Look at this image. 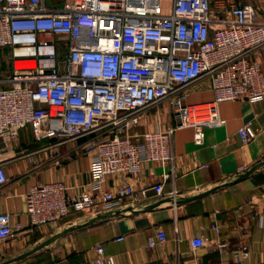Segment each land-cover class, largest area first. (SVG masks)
Segmentation results:
<instances>
[{
  "label": "built area",
  "instance_id": "2783aa9c",
  "mask_svg": "<svg viewBox=\"0 0 264 264\" xmlns=\"http://www.w3.org/2000/svg\"><path fill=\"white\" fill-rule=\"evenodd\" d=\"M48 7L45 0H0V48L12 58L11 85L0 88V147L24 128L36 141L101 134L89 146L93 180L87 188L74 193L62 181L30 186L25 214L34 226L56 223L72 211L113 210L126 197L144 205L166 194L178 127L146 131L131 141L122 132L139 122L144 108L173 98L179 127L193 128L194 142L202 145L205 130L225 122L221 102L264 100V70L255 57L264 50V22L254 0H72L62 9ZM203 78L210 80L214 100L186 103V87ZM257 133L251 121L238 129L243 143ZM152 162L170 164L171 171L151 186L123 184L117 193L105 188L111 175L137 173ZM2 163L0 158V187L8 182ZM13 235L11 215L0 212V241ZM207 240L192 238L193 249ZM166 241L159 228L148 246ZM95 251L96 264H117L102 243ZM248 257L243 247L239 264Z\"/></svg>",
  "mask_w": 264,
  "mask_h": 264
},
{
  "label": "crops",
  "instance_id": "0c3cea01",
  "mask_svg": "<svg viewBox=\"0 0 264 264\" xmlns=\"http://www.w3.org/2000/svg\"><path fill=\"white\" fill-rule=\"evenodd\" d=\"M46 4L49 9L63 8L49 5L47 1ZM254 4L257 9L260 0H254ZM258 20L264 22L259 12ZM255 57L261 61L264 70V50L257 52ZM11 72L8 65L0 72V88L10 87ZM182 95L186 103L210 102L215 98L208 78L188 85ZM172 99L144 108L139 122L122 132L136 142L146 131L178 127L172 137L175 170L165 182L166 194L153 196L144 205H135L126 197L113 210L102 212L116 211L119 216L87 226L80 225L98 214L72 211L56 223L32 225L25 214V194L38 182L62 181L74 193L87 188L93 180L94 151L89 146L100 132L64 141H36L31 129L24 128L17 140L7 147H0V158L8 177L7 184L0 187V212L11 215L14 228L8 251L0 247V261L17 257L76 227L12 264H56L61 261L96 264L97 243L104 245L106 254L113 255L117 264H239L237 256L243 247L249 252L244 264H264V167L243 181L197 197L201 191L264 159V100L221 102L219 112L225 122L208 127L204 143L197 145L193 128L179 127L181 121L171 104ZM249 121L258 133L251 141L243 143L238 129ZM170 171V164L146 163L137 173L111 175L105 188L117 193L123 184L151 186ZM174 190L175 195L171 193ZM172 198L174 201H170ZM159 228L166 232L167 241L149 247V238ZM197 236L208 240L205 246L193 249L191 239Z\"/></svg>",
  "mask_w": 264,
  "mask_h": 264
},
{
  "label": "water",
  "instance_id": "95a60500",
  "mask_svg": "<svg viewBox=\"0 0 264 264\" xmlns=\"http://www.w3.org/2000/svg\"><path fill=\"white\" fill-rule=\"evenodd\" d=\"M262 167H264V159L262 161H260L259 163L255 164L254 166H252L250 169H247L246 171L238 174V175H235L227 180H225L224 182L210 188V189H207L205 191H201L197 197H204V196H207L211 193H214L220 189H223L225 187H228L230 185H233V184H236L240 181H243L247 178H249L250 176H252L256 171H258L259 169H261ZM169 201V200H167ZM165 201V202H167ZM170 201H174V199H170ZM120 213L116 212V211H110V212H106V213H100L98 214L96 217H94L93 219H91L89 222L83 224V225H80L81 227L83 226H87V225H90V224H93L99 220H102V219H107V218H110V217H116V216H119ZM76 229V227H71L70 229H67L66 231L62 232V233H59L49 239H47L46 241H44L43 243L37 245L36 247H34L33 249L25 252V253H22L21 255L17 256V257H13L11 259H7L5 261H2L0 262V264H12L13 262H16V261H19V260H22V259H25L27 258L28 256L32 255L33 253L43 249L45 246L49 245L50 243L54 242L56 239H58L59 237L67 234L68 232L72 231Z\"/></svg>",
  "mask_w": 264,
  "mask_h": 264
},
{
  "label": "rangeland",
  "instance_id": "374dc122",
  "mask_svg": "<svg viewBox=\"0 0 264 264\" xmlns=\"http://www.w3.org/2000/svg\"><path fill=\"white\" fill-rule=\"evenodd\" d=\"M47 3L49 5H58V6H64L67 3H70L72 0H46ZM258 12L260 15H262L264 17V0H260V4L259 7L257 8ZM66 56V51H61L60 52V62L62 65V60L65 58ZM3 59V62H2ZM11 54H10V50L8 48H0V72L3 71L4 67L6 65L9 66V68L12 71V66H11ZM9 240L6 241H0V247L3 251H8L9 247H10V242H8ZM4 261V260H2ZM0 261V262H2Z\"/></svg>",
  "mask_w": 264,
  "mask_h": 264
},
{
  "label": "bare ground",
  "instance_id": "6f19581e",
  "mask_svg": "<svg viewBox=\"0 0 264 264\" xmlns=\"http://www.w3.org/2000/svg\"><path fill=\"white\" fill-rule=\"evenodd\" d=\"M30 64H32V63H30Z\"/></svg>",
  "mask_w": 264,
  "mask_h": 264
}]
</instances>
